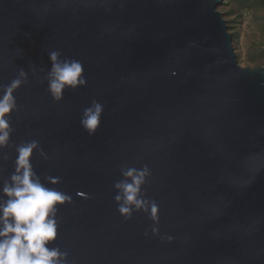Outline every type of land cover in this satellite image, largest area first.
Instances as JSON below:
<instances>
[{"label":"water","instance_id":"obj_1","mask_svg":"<svg viewBox=\"0 0 264 264\" xmlns=\"http://www.w3.org/2000/svg\"><path fill=\"white\" fill-rule=\"evenodd\" d=\"M220 3L0 0V96L22 81L0 146V204L18 148L36 142L33 179L69 198L46 245L61 264H264V66L239 64ZM52 52L83 67L85 83L60 100ZM145 168V207L125 217L116 184Z\"/></svg>","mask_w":264,"mask_h":264},{"label":"clouds","instance_id":"obj_2","mask_svg":"<svg viewBox=\"0 0 264 264\" xmlns=\"http://www.w3.org/2000/svg\"><path fill=\"white\" fill-rule=\"evenodd\" d=\"M58 55L57 52L50 54L52 71L49 91L56 100L61 99L66 86L75 88L85 83L81 63L75 60L60 62ZM20 76L23 77L24 73L21 72ZM21 83V79H13L0 96V146L9 139L7 117L16 109L13 93ZM102 110L99 103L85 109L81 123L89 134L97 130ZM36 146V142H32L18 148L17 174L11 177L12 183L6 184L3 189L9 199L0 204V264H61V259L66 255L46 245L57 238V225L53 218L55 206L69 198L33 179L30 157ZM147 174V168L129 169L124 175L131 178V183L116 184L123 191L124 203L118 210L125 217L130 218L129 205H135L138 209L145 207L144 202L138 199V193ZM116 199L120 201L121 196L118 195ZM151 216L154 220L158 218V206L154 202L151 204Z\"/></svg>","mask_w":264,"mask_h":264},{"label":"rangeland","instance_id":"obj_3","mask_svg":"<svg viewBox=\"0 0 264 264\" xmlns=\"http://www.w3.org/2000/svg\"><path fill=\"white\" fill-rule=\"evenodd\" d=\"M218 9L229 20V32L234 33L233 47L242 66L264 64L261 51L264 0H223Z\"/></svg>","mask_w":264,"mask_h":264},{"label":"trees","instance_id":"obj_4","mask_svg":"<svg viewBox=\"0 0 264 264\" xmlns=\"http://www.w3.org/2000/svg\"><path fill=\"white\" fill-rule=\"evenodd\" d=\"M223 0H221V3L220 4H223ZM222 12V11H221ZM222 14L224 15V13L222 12ZM230 21L229 20H227L226 19V23H227V29L229 28V23ZM231 34V38H232V43H233V37L235 36V34L234 33H230ZM261 51H262V49H261ZM262 53L264 54V52L262 51ZM264 64H262V66H263ZM261 66V65H260Z\"/></svg>","mask_w":264,"mask_h":264},{"label":"built area","instance_id":"obj_5","mask_svg":"<svg viewBox=\"0 0 264 264\" xmlns=\"http://www.w3.org/2000/svg\"><path fill=\"white\" fill-rule=\"evenodd\" d=\"M262 42H261V49L262 51L264 52V20H263V23H262ZM264 66V65H263Z\"/></svg>","mask_w":264,"mask_h":264}]
</instances>
